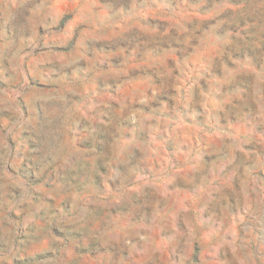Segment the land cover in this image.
<instances>
[{
	"label": "rangeland",
	"instance_id": "1",
	"mask_svg": "<svg viewBox=\"0 0 264 264\" xmlns=\"http://www.w3.org/2000/svg\"><path fill=\"white\" fill-rule=\"evenodd\" d=\"M0 264H264V0H0Z\"/></svg>",
	"mask_w": 264,
	"mask_h": 264
}]
</instances>
